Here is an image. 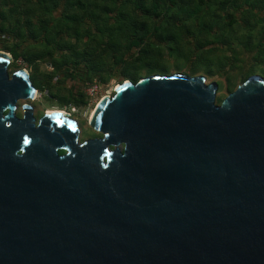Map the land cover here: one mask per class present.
Returning a JSON list of instances; mask_svg holds the SVG:
<instances>
[{
	"label": "water",
	"instance_id": "95a60500",
	"mask_svg": "<svg viewBox=\"0 0 264 264\" xmlns=\"http://www.w3.org/2000/svg\"><path fill=\"white\" fill-rule=\"evenodd\" d=\"M0 52V264H264V78L124 81L79 142ZM59 151L63 153L60 154Z\"/></svg>",
	"mask_w": 264,
	"mask_h": 264
},
{
	"label": "trees",
	"instance_id": "16d2710c",
	"mask_svg": "<svg viewBox=\"0 0 264 264\" xmlns=\"http://www.w3.org/2000/svg\"><path fill=\"white\" fill-rule=\"evenodd\" d=\"M2 42L12 62L29 65L35 88L60 108H81L86 100L82 93H52L54 74L68 69L85 84H101L119 68L136 82L141 70L167 72L155 71L162 50L191 69L203 61L205 75L223 76L218 89L231 93L264 62V0H0ZM234 43L251 53L250 61ZM201 54L208 60H198ZM47 62L51 73L40 75L38 64ZM245 64L252 69L242 74Z\"/></svg>",
	"mask_w": 264,
	"mask_h": 264
},
{
	"label": "rangeland",
	"instance_id": "374dc122",
	"mask_svg": "<svg viewBox=\"0 0 264 264\" xmlns=\"http://www.w3.org/2000/svg\"><path fill=\"white\" fill-rule=\"evenodd\" d=\"M236 43H234L235 46ZM7 45V43L2 42L0 44V52H4L6 54L7 51L4 49V47ZM236 51L240 54L241 58L245 59V61H250L251 60V53L245 52L242 47H237L235 46ZM136 50L133 49L132 53H135ZM10 55V54H9ZM11 56V55H10ZM162 57V58H161ZM161 57L158 60L159 66L156 67L155 71H167V72H154V73H148L146 72L147 70L139 71L138 72V77L137 79L140 78H145L147 76H152V75H172V74H191L195 73L193 76H203L205 78V84H210L212 82H222L224 80L223 76H214V77H209L207 74V67L205 65H202L201 63H195L193 66V69L185 62L181 61L177 58H175L174 55L168 54L166 50L161 51ZM208 60L207 55H199L197 57L198 60ZM238 60L236 57H232L231 61ZM240 60V59H239ZM39 70H40V75L42 74H50L52 71V68L50 64L47 63H39ZM252 67L245 66L241 68L242 74L247 73L250 71ZM18 70H25L29 74V76L33 73V69L25 64L22 60H17L15 62H10L8 65V74L11 75L13 72L18 71ZM254 72L257 73V75L261 76L264 78V62L258 63V65L254 68ZM121 71L120 69H114L109 75L108 81L105 83H101L98 88L97 95L94 97L95 99L88 101L86 95L84 94V91L86 92V89H88L86 86L89 83H83L82 78L80 77H75L74 72H71L68 69H64V71L58 75H53L51 78H49L51 82V92L56 93L58 95L65 94L67 95L69 92H72L74 95H79L78 93H82L84 95V99L86 100V105L77 108V107H63L60 108L58 107V103L55 100V98H50L48 95L47 97L44 96L43 93H40V91H37V96L30 101H18L17 102V110H16V115L17 117H22V106L24 104H29L32 109H33V116L35 117L36 120H38L44 113H46L48 110H59V111H64L65 113H68L74 120H76L78 126H79V142L90 139V138H96L100 137L98 133H96L94 130L91 129L89 125L90 121V116L92 112L95 110L97 104L99 101L105 97V96H112L114 89L122 82L124 81H131L128 77H125L120 74ZM187 74V75H188ZM190 76V75H189ZM45 83L43 80L42 85ZM242 82L237 81L235 83V86L233 87L232 90H235L238 85H240ZM57 88V89H55ZM59 92H58V91ZM46 93V92H45ZM230 92L225 89L223 86L221 89H218L216 91V102L217 99L219 101H222ZM218 104V103H217Z\"/></svg>",
	"mask_w": 264,
	"mask_h": 264
},
{
	"label": "built area",
	"instance_id": "2783aa9c",
	"mask_svg": "<svg viewBox=\"0 0 264 264\" xmlns=\"http://www.w3.org/2000/svg\"><path fill=\"white\" fill-rule=\"evenodd\" d=\"M99 85L100 84L97 82H92V83L87 84L86 87L88 89H86V92L84 91V94L86 95L88 101L95 99L94 97L97 95Z\"/></svg>",
	"mask_w": 264,
	"mask_h": 264
},
{
	"label": "bare ground",
	"instance_id": "6f19581e",
	"mask_svg": "<svg viewBox=\"0 0 264 264\" xmlns=\"http://www.w3.org/2000/svg\"><path fill=\"white\" fill-rule=\"evenodd\" d=\"M37 96V94H35V97ZM104 98V97H103ZM102 98V99H103ZM50 111H58V110H48L47 112H50ZM95 111V110H94ZM94 111L92 112V114H91V116H90V121H91V119H92V117H93V115H94Z\"/></svg>",
	"mask_w": 264,
	"mask_h": 264
},
{
	"label": "flooded vegetation",
	"instance_id": "af4514ba",
	"mask_svg": "<svg viewBox=\"0 0 264 264\" xmlns=\"http://www.w3.org/2000/svg\"><path fill=\"white\" fill-rule=\"evenodd\" d=\"M218 87V86H217ZM38 91V90H37ZM77 97H79V96H77ZM71 118H72V116H71ZM72 119H74V118H72Z\"/></svg>",
	"mask_w": 264,
	"mask_h": 264
}]
</instances>
